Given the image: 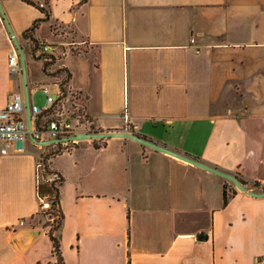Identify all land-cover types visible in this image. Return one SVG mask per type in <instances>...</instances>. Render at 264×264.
I'll list each match as a JSON object with an SVG mask.
<instances>
[{
    "label": "crops",
    "instance_id": "crops-1",
    "mask_svg": "<svg viewBox=\"0 0 264 264\" xmlns=\"http://www.w3.org/2000/svg\"><path fill=\"white\" fill-rule=\"evenodd\" d=\"M30 1L1 0L26 54L31 102L44 87L56 93L49 72L65 69L92 130L129 126L262 190L251 183L264 184V0ZM39 1L50 16L33 36L51 45L49 72L24 35L46 16ZM14 48L0 12V108L23 91L21 72L9 67ZM97 139L73 141L54 158L65 178L67 264H256L264 257V196L135 139ZM47 146L29 138L0 154V264L56 262L39 219L37 168ZM225 186L234 191L226 204Z\"/></svg>",
    "mask_w": 264,
    "mask_h": 264
},
{
    "label": "built area",
    "instance_id": "built-area-1",
    "mask_svg": "<svg viewBox=\"0 0 264 264\" xmlns=\"http://www.w3.org/2000/svg\"><path fill=\"white\" fill-rule=\"evenodd\" d=\"M41 7H45L44 1H39ZM70 33V30L66 31ZM77 44V43H76ZM51 45L45 41H39L38 54L51 55ZM50 60V58H46ZM9 67L12 73L21 72L19 56L14 48L9 52ZM58 82V91L51 93L48 88L44 87L43 91L46 94V103L43 107H39L34 102H31V112L34 123V135L38 139L43 138V132L46 130L50 137H60L74 134L80 131H91V120L87 118V112L84 103L83 94L71 88L69 78L65 72L56 76ZM53 109V113L47 122V125L38 129L35 126V121L41 116L45 110ZM128 121V115L125 114ZM127 130L132 131L131 127L127 126ZM29 139L28 120L25 109V100L23 91H15L11 93L7 104L0 108V154H7L11 148H15L18 140L25 141ZM19 148V147H17ZM40 166V162L38 163ZM57 177L56 173L49 174L48 180H53ZM43 205L41 210L50 206L49 202L41 199ZM24 223V220L21 221ZM256 264H264V257H260Z\"/></svg>",
    "mask_w": 264,
    "mask_h": 264
},
{
    "label": "trees",
    "instance_id": "trees-1",
    "mask_svg": "<svg viewBox=\"0 0 264 264\" xmlns=\"http://www.w3.org/2000/svg\"><path fill=\"white\" fill-rule=\"evenodd\" d=\"M30 1V0H29ZM33 2V1H30ZM37 6H39L45 13L46 16L44 19H38L36 20L33 25L25 31L24 35L30 37V41L32 43V49L31 53L33 54L34 58L42 60L43 61V69L46 72L48 71V66L52 65L55 62V57L52 55H46V54H37L36 50L38 49V43L39 40L34 38L33 33L35 32L36 28L39 26L40 22L42 20L48 19L50 16V10L46 9L45 7H41L38 3H36ZM46 58H50V60H46ZM65 72L67 75V78H69L70 74L65 69H58L54 72H49V74L53 76L60 75L61 73ZM53 113V109L45 110L44 113L38 117V119L35 121L36 128L40 129L43 126L41 125L42 118L45 116H49L48 119H46L45 123H47ZM87 118L90 119L89 115H87ZM93 129L94 127L91 126ZM96 140V139H95ZM99 141H104L103 138L97 139ZM65 143V144H64ZM73 143V141L63 142V143H54L48 145L41 154V157L39 159L40 166L37 168V174H38V194L41 199L46 198L50 201V207L47 209L46 212L55 211L54 219L52 224L50 223V228L47 230V234L52 242V253L56 257V262L53 264H67L63 258L62 255V249H61V243H62V228L64 223V212L61 205V185L63 184L65 178L64 175L54 166V158L60 154L64 149L70 146V144ZM99 147V145H97ZM56 173L57 177H55L53 180H48L47 176L49 174ZM240 180L244 184H249L247 180L240 177ZM253 186L260 187L264 190V184H262L259 181H254L251 183ZM234 194V191H229L227 187H224L223 190V203L226 204L231 196ZM43 203H41V206ZM43 211V210H42ZM43 226L48 227L49 223L44 222Z\"/></svg>",
    "mask_w": 264,
    "mask_h": 264
},
{
    "label": "water",
    "instance_id": "water-1",
    "mask_svg": "<svg viewBox=\"0 0 264 264\" xmlns=\"http://www.w3.org/2000/svg\"><path fill=\"white\" fill-rule=\"evenodd\" d=\"M0 12L1 15L7 25V28L9 30V33L11 35V38L13 40L15 49L17 51V54L19 56V62H20V69H21V75H22V81H23V95L25 100V109H26V115L28 120V128H29V138L31 141H33L36 144L39 145H50L54 143H63L68 141H79L83 139H90V138H110V137H128L135 139L143 144H146L148 146L154 147L156 149L165 151L167 153L173 154L179 158H182L184 160H187L191 163H194L198 166H201L205 169H208L210 171H213L226 179L230 180L232 183L236 185V187L240 190H247L246 185L240 180L238 175L229 172L227 170L221 169L215 165H211L205 161H202L198 158L191 157L185 153H181L175 149H172L168 147L167 145L161 144L156 142L153 139H150L149 137H146L142 134L136 133L134 131H130L127 129L124 130H91V131H80L74 134L60 136V137H50V138H44V139H38L34 135V123L32 118V112H31V99H30V93H29V83H28V68H27V61H26V54L23 49L22 44L19 42L18 37L15 34V31L7 17V14L3 8L2 2L0 0ZM16 146L19 148L24 147V141L18 140L16 143ZM249 194L253 196H264V190L256 191V190H247Z\"/></svg>",
    "mask_w": 264,
    "mask_h": 264
},
{
    "label": "rangeland",
    "instance_id": "rangeland-1",
    "mask_svg": "<svg viewBox=\"0 0 264 264\" xmlns=\"http://www.w3.org/2000/svg\"><path fill=\"white\" fill-rule=\"evenodd\" d=\"M34 100L36 102V104L39 106V107H42L45 103H46V96H45V92L43 90L41 91H37L34 95ZM49 116H45L44 118H42V121H41V125L44 127L47 125V123H45L46 119H48ZM45 201L49 202V200H47L46 198H44ZM50 206L48 207H45L44 209L41 210L40 212V215H39V219L42 221V222H46V223H49V226L47 228H50V223L52 224L53 222V219L55 217L54 213L55 211H50V212H46L47 209L49 208Z\"/></svg>",
    "mask_w": 264,
    "mask_h": 264
}]
</instances>
